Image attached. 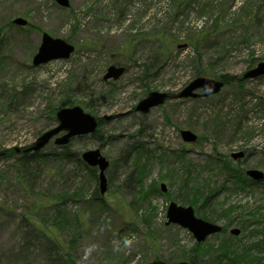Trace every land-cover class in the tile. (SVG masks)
<instances>
[{
	"label": "rangeland",
	"instance_id": "rangeland-1",
	"mask_svg": "<svg viewBox=\"0 0 264 264\" xmlns=\"http://www.w3.org/2000/svg\"><path fill=\"white\" fill-rule=\"evenodd\" d=\"M68 1L63 7L55 0H0V150L26 147L50 128V106L78 105L95 117L110 115L95 134L68 143L80 153L100 150L109 162L107 188L99 193L97 167L58 160L61 149L53 140L39 151L46 159L27 171L12 153L1 156L0 264H147L156 258L189 263V257L222 264L220 250L235 257L245 247L250 255L244 253L235 264H264V180L242 181L228 171L233 164L243 174L248 168L264 172V76L237 79L252 60L264 61L262 0H180L176 7L172 0ZM174 11L181 13L177 20ZM15 17L26 25L13 23ZM155 29L167 31L173 51L162 52L157 61L162 67L145 82L139 66L155 46L142 41L132 51L128 40L130 34L148 36ZM196 31L225 43L198 47L203 65L214 74L203 76L222 80L220 91L136 111L149 91L175 93L195 77L186 35ZM42 32L72 44L74 51L34 66ZM180 44L186 46L176 47ZM110 64L126 67L115 81L102 78ZM221 75H228L227 83ZM183 128L197 140L184 142ZM235 151L244 156L232 159ZM183 181L210 195L205 207L190 204L195 215L222 226L198 249L186 227L166 224L171 200L188 205L179 199ZM61 212L70 219L64 224ZM32 222L55 236L67 257L49 258L41 232L30 233L27 242Z\"/></svg>",
	"mask_w": 264,
	"mask_h": 264
},
{
	"label": "water",
	"instance_id": "water-1",
	"mask_svg": "<svg viewBox=\"0 0 264 264\" xmlns=\"http://www.w3.org/2000/svg\"><path fill=\"white\" fill-rule=\"evenodd\" d=\"M264 2V0H262ZM55 2L63 7L69 6L68 0H55ZM13 23L23 26L27 21L22 17H15ZM1 35V31H0ZM186 44H180L178 47H184ZM74 46L59 37H53L47 32H42L41 40L37 51L32 57V64L39 65L54 59H66L73 52ZM125 71L123 65L110 64L104 74L103 79L117 80ZM264 75V61L257 62L254 66L246 69L238 80L252 79ZM236 77L231 76L230 79ZM223 86V81L220 79H213L203 75L195 76L187 84L182 86L177 92L169 93L167 91L151 90L144 97H142L135 105V110L147 113L152 107L163 104L167 99H181V98H196L199 96H209L216 94ZM201 90L202 93L198 91ZM110 115L95 117L85 112L80 106L74 105L71 107H61L56 111V125L44 130L38 135L35 140L25 148L14 147L15 152H33L39 151L51 139L58 146L67 144L74 136L85 135L95 131L98 123L102 119H109ZM181 137L186 142H195L197 135L189 129L180 130ZM6 150H0V156L4 155ZM244 156L243 151H236L231 153L234 159ZM81 159L89 166L97 167L98 169V190L102 195L106 191V177L105 170L109 165L108 160L101 154L98 148L88 149L80 154ZM245 173L254 180L260 181L264 178L263 171L256 168H249ZM162 192L166 190L165 184H160ZM178 224L186 227L192 232L196 242L203 241L207 236L221 231V225L206 221L197 217L191 205H180L172 200L168 203L166 209V224ZM231 233L237 235L238 228H231ZM147 264H190L186 261H179L167 263L156 258Z\"/></svg>",
	"mask_w": 264,
	"mask_h": 264
},
{
	"label": "trees",
	"instance_id": "trees-1",
	"mask_svg": "<svg viewBox=\"0 0 264 264\" xmlns=\"http://www.w3.org/2000/svg\"><path fill=\"white\" fill-rule=\"evenodd\" d=\"M174 6H178L179 4H182V1L178 0H172L171 1ZM264 5V3H263ZM176 15L175 17H173V19L177 20L180 16L181 13H178V11H174ZM183 21V20H182ZM131 31V30H130ZM166 30H162V31H158L157 29L152 30L150 32V34L148 36H145V33L140 34V32L134 33V34H130L129 35V44L131 45L130 50L134 51V48L137 47L138 44H140L142 41H149L152 42L151 44H153L155 47L153 48L152 55L146 57L144 59V62L139 66L140 68V73L141 75V79L143 81H149L150 79H152L153 77H155V75L158 73L159 69L162 67V63L157 64L159 62H157L162 55V52L164 53H172L173 51V47L169 46V44L173 43V41L171 40H167L166 37ZM199 31L193 32L191 34L186 35V39L189 40V43H191V45L193 46V56H192V61H194L193 63V70L191 72L192 77L194 76H198V75H208V76H213L214 74L212 73V71H209L208 68H206L203 65L202 62V58H201V54H199L198 52V47H200V45H202V43H206L207 45H214V46H218L221 45L223 47V45L225 44L223 41H219L217 40V42H215V36L213 37L214 39H210L208 40V38L206 39V34L205 35H201ZM196 36V37H195ZM198 36V37H197ZM177 47V46H176ZM222 47H220L219 49H222ZM171 56H169L170 59ZM253 60L250 62V65L248 66V68H250L251 66H253ZM158 66V67H156ZM220 77H222L226 83L228 82V75H221ZM64 102V101H63ZM61 102V103H63ZM57 110V108L55 106H50L48 109V115H49V119H50V123L47 124V127H50L51 125H54L56 123V117H55V111ZM95 134V133H94ZM61 151L58 154H55L56 158L60 161L62 160H76V161H82L80 158V152L78 151H73V150H69L68 148V144L61 146L60 147ZM7 153H12L13 155H15L17 157V161L23 166V168L27 171V169H29V165L39 159H46V156L48 155H44L41 154L40 152H20V153H16L13 151H7L6 155H11V154H7ZM228 171L230 173L236 174V177L239 179H241L242 181H247L248 178L243 174L242 170H239L238 167L233 166V164H229L228 165ZM184 183L180 185L179 189L182 192L180 199L181 203L184 204H193V205H197V207H203L204 205H206V203H208L209 199H210V195H204L203 193H201L200 191L198 192L197 188H194L192 186H190L188 184L187 181H183ZM254 183V182H253ZM263 183V182H262ZM97 191V188L96 190ZM199 202V203H198ZM41 206L46 207L45 205V201L41 200L40 202ZM103 204V201H101L100 205ZM55 205H58V203H56ZM49 207V206H47ZM205 207V206H204ZM49 208H53L52 206H50ZM58 213H60V211H58ZM63 213L61 212V214L59 215V219L60 221H63L62 223H66L65 220H70L69 218H63L62 217ZM57 221L59 222L58 216H57ZM64 219V220H63ZM75 226L79 227V219L75 218ZM69 224V223H67ZM29 227H31V229L29 228L28 231L25 232V236H27V242L31 239L32 236H29L30 233L32 232H41L42 233V238L45 241V252H48L47 255L49 258L53 257V254H57L55 259H57V261L64 259V257H67L68 252L66 250H64V248L62 247V245L60 243H58V241L56 240L55 236H53L52 234L46 232L41 226L40 223H36V222H32L30 225L28 224ZM56 229H62L61 225H57ZM28 243H26L27 245ZM199 244L196 243L195 244V248L194 249H198L199 248ZM196 251V250H195ZM250 251L251 249H247L246 247L244 249H241L240 252V256L236 255L235 257H232L230 255H226L223 253H226L227 251H223L220 250L218 253V261H220L222 264H235L238 263L236 261V258H241L243 257L244 253H248V255H250ZM230 254L232 253L231 251L229 252ZM189 262L191 264H201L200 260L197 259L195 260L193 257H189L188 258Z\"/></svg>",
	"mask_w": 264,
	"mask_h": 264
}]
</instances>
